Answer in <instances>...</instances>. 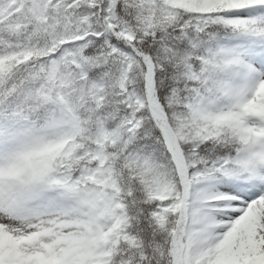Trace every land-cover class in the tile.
<instances>
[{
	"label": "snow or ice",
	"instance_id": "6c2138e0",
	"mask_svg": "<svg viewBox=\"0 0 264 264\" xmlns=\"http://www.w3.org/2000/svg\"><path fill=\"white\" fill-rule=\"evenodd\" d=\"M0 264H264V0H0Z\"/></svg>",
	"mask_w": 264,
	"mask_h": 264
}]
</instances>
